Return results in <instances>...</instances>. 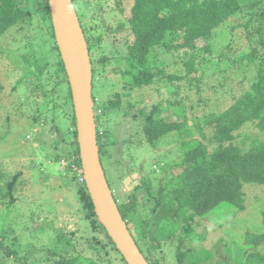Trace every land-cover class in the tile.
<instances>
[{"label":"trees","instance_id":"16d2710c","mask_svg":"<svg viewBox=\"0 0 264 264\" xmlns=\"http://www.w3.org/2000/svg\"><path fill=\"white\" fill-rule=\"evenodd\" d=\"M71 1L90 56L100 161L102 166L109 163L108 172L115 177V183L109 182L103 167L105 177L136 245L148 264H161L159 254L162 258L165 254L158 249L172 242L175 244L171 264H212L205 262L215 255V250L200 242L205 238L207 225L195 234L190 222L215 210L235 215L246 207L243 186H264V0H131L128 4L122 1V6L112 9V13L118 21L116 27L125 29L127 43L107 44L108 51L104 46L99 47L100 43L105 44V35L87 25V2ZM124 5H128V15L121 13ZM109 27L111 24L106 26ZM12 31L21 35L14 37L18 40L17 48L0 49L2 59L18 72L12 88L20 87L26 96H32L33 112L27 114L31 126L42 123L43 117L49 122L43 131L52 139L45 144L51 159L71 158L67 180L80 204L82 218L92 231L88 238L94 244L86 245L105 248L103 252H92L95 256H86L81 251L83 244L72 243L78 232L74 226L65 240L72 246L64 251H46L44 261L34 264H127L98 221L83 179L72 96L55 42L48 1L0 0V38ZM161 47L170 59L167 63L158 54L161 49L157 54L153 52ZM115 50L119 55H114ZM222 51V58L234 68L247 75L253 72L245 83L240 79L228 85L224 76L217 85L206 84L204 80L220 71L214 68L207 69L210 74L202 72V64L209 63L215 53ZM33 64H38L37 70H31ZM153 85L157 88L166 85L169 97L138 107L143 101L139 95ZM201 91L228 93L230 97L218 111L192 115L185 109L204 103ZM192 94H199V104L192 102ZM21 104L18 111L15 107L20 115L24 114ZM134 107L137 110L131 114L133 120L129 119L137 120L134 127L129 122L126 124L124 118L112 126L107 124L111 112L121 111L120 114L128 116L131 111H127ZM169 108L182 119L166 120L163 113ZM119 126L122 128L118 129ZM116 129L120 133L123 130L125 136L121 140L129 148L136 149L144 143L152 150L168 146L142 159L130 151L128 160L138 159L141 184H133L126 195L120 192L125 172L114 166L108 147ZM175 152L177 156L172 159ZM168 155L171 158L164 162ZM151 171L158 172L155 181L148 179ZM18 174L0 183V203L6 205L2 218L6 217L9 204L15 201ZM56 179V185H62ZM140 193L144 194L140 196ZM141 212L148 213L149 219L139 218ZM223 223L217 226L222 227ZM262 228L259 233L246 228L241 235L242 243L233 240L230 246L222 242L227 252L223 251V258L233 257L234 252L240 259L222 258L215 264H264V255L245 253L247 247L264 243L263 223ZM12 230L10 222L0 221V263L4 257L17 254L13 245L19 242L18 236H12L9 244L5 241Z\"/></svg>","mask_w":264,"mask_h":264},{"label":"rangeland","instance_id":"374dc122","mask_svg":"<svg viewBox=\"0 0 264 264\" xmlns=\"http://www.w3.org/2000/svg\"><path fill=\"white\" fill-rule=\"evenodd\" d=\"M87 2V14L85 20L87 25L91 28L94 27V32L102 33L105 35L103 43L99 44L101 48L104 46V50L108 51L109 46L107 44L113 43L117 45L126 44V31L116 27V17L112 9L120 8L122 1H126L127 4L131 0H85ZM122 14H129L128 5L123 6ZM121 15V14H120ZM104 20L105 22H102ZM111 24L112 27L106 28L107 25ZM107 29V30H106ZM120 30V31H119ZM111 34H107V32ZM21 37L19 31L10 32L4 37L0 38V49L9 50L17 48V41L14 37ZM128 37H130L128 35ZM23 45V44H21ZM9 48V49H8ZM160 50V53L158 52ZM163 47L154 49L153 52L160 54V58L165 63L169 62L170 59L163 52ZM183 54V52L180 50ZM119 51L115 50L114 55H119ZM0 54V183L3 184L4 180H8L13 174H18L19 177L16 182V189H14L13 195L15 201L7 207L6 217L2 218V210H5L6 205L0 203V221L4 220L6 223L12 224L13 230L5 238L7 244L11 243L12 236L17 235L19 242H15L17 254L15 257L3 258V262L0 264H34L37 261H44L47 252L55 249L64 251L66 247L72 246V243L77 241L79 244H83V252L86 256H95L92 252H103L105 248L100 246L97 249L87 247L86 244H94L89 241L88 236H92V231L89 228L87 222L82 218L80 213L82 210L80 204L76 199L72 185L68 183V163L71 158L64 159L61 161L52 160L45 144L50 143L52 139L44 134V128L49 125V122L45 121V117L42 118V123L39 122L35 125H30L29 116L33 112L30 108V99L32 96H26L23 89L17 87L13 90L12 86L15 84V80L18 77L15 76L16 70L7 65V62L2 59ZM166 55V56H165ZM184 56V55H183ZM223 56V51L215 53L209 63H203L201 71L209 72L207 69L213 70L216 68L220 73L211 75L206 80L208 85H217L219 80L225 76L226 84H233L235 81L244 79V83L251 77L250 74H245L240 68H234L231 63H228ZM10 57V56H9ZM112 65V64H111ZM230 67H227V66ZM38 64H33L31 70H37ZM110 67V66H108ZM225 68V69H224ZM224 71V72H221ZM109 68V72H110ZM18 73V72H16ZM210 74V72H209ZM113 76V73L109 74ZM116 78V75H114ZM218 88V86H216ZM226 87V86H225ZM156 85L151 86L148 90L143 91L139 97H142L143 101L137 104L138 107L148 105L155 100L166 99L169 97L170 91L166 85H158V91L155 90ZM221 90L220 88H218ZM219 90L217 92H219ZM201 91L199 94H192L191 100L193 103H198V96L204 101L199 104L197 108L185 109L192 113V115L207 114L209 111L219 110L226 103L230 96L226 94H217L214 91L204 93ZM183 93V92H182ZM22 97V98H21ZM172 97V96H171ZM21 98V99H20ZM216 98V99H215ZM39 101V100H38ZM22 103V104H21ZM19 104H21V112L24 114L20 115L17 112L19 110ZM164 102L162 103L164 107ZM17 111L15 112V107ZM122 111H126L122 108ZM137 107L129 109L128 116H123L120 112L116 114L111 112V116L107 120V124L112 126L119 121L123 122V118L126 124L134 127L137 124V120L130 121L132 112L136 111ZM184 110V108H183ZM19 114V115H18ZM8 117V118H7ZM127 117V118H126ZM163 117L166 120L182 119L180 114H175L172 108L164 111ZM129 122V123H128ZM191 127V125L189 126ZM122 128L119 126L118 129ZM193 137H197L196 132H192ZM254 134L253 132H251ZM125 134L118 132L117 129L114 132V137L108 144L111 149L110 159L113 161L114 166L124 173L122 176V188L121 194L126 195L127 192L132 188L133 184H141V180L138 177L137 164L138 159L135 162L129 161L130 151L135 155L139 156L140 159L149 157L159 153L160 150L167 149L168 146L162 148L151 149L146 143L139 147H128L121 139ZM134 135L132 138L137 137ZM133 142L132 139L129 140ZM67 149V144L62 143ZM64 149V148H63ZM177 156L176 152L172 159ZM171 156L168 155L163 161L166 162ZM162 161V162H163ZM56 162V163H55ZM104 169L107 173V178L112 185L115 183V177L111 172H108L109 163H104ZM149 167V165H148ZM157 171H151L150 178L154 181L158 178ZM55 178V179H54ZM62 185H56L57 179ZM114 187V186H113ZM154 187V186H153ZM116 188V187H115ZM243 190L246 191L244 210L237 212L235 215L229 212H220L215 210L211 215L204 216L202 218L196 217L190 222L195 234L202 232L203 225H207L205 238L200 240L202 244L207 246L209 249L215 250V255L205 263L215 264L223 257V251H225L224 244L231 246V242L238 240L242 243L241 235L246 232V228H250L251 231L259 233L263 231L262 223L264 225V186H257L256 184H245ZM144 193H140V196ZM149 212V210L147 211ZM148 213L141 212L139 218H146L148 220ZM222 227L217 226L220 222H223ZM76 227L78 232L72 243L69 241L66 243V236L69 234V229ZM256 228V229H254ZM96 234V233H94ZM88 238V239H87ZM218 238L220 240H218ZM93 240V238H91ZM168 243V242H167ZM174 242L169 244H162L158 251H162L165 254V258H161V264H171L173 262L171 251L174 249ZM89 249V250H88ZM185 248H182L184 250ZM78 252L79 249H77ZM1 251V248H0ZM155 252V251H154ZM160 252V253H162ZM219 252V253H217ZM76 254L77 252L71 251ZM81 253V252H80ZM225 253H227L225 251ZM246 255L251 253H258L264 255V243L255 244L245 249ZM232 256H226L225 260L234 258L236 261L240 257H236V254L232 252ZM235 261V263H236Z\"/></svg>","mask_w":264,"mask_h":264},{"label":"water","instance_id":"95a60500","mask_svg":"<svg viewBox=\"0 0 264 264\" xmlns=\"http://www.w3.org/2000/svg\"><path fill=\"white\" fill-rule=\"evenodd\" d=\"M54 38L70 86L83 179L98 221L127 264H148L128 229L99 157L87 41L71 0H47Z\"/></svg>","mask_w":264,"mask_h":264},{"label":"clouds","instance_id":"9594fccd","mask_svg":"<svg viewBox=\"0 0 264 264\" xmlns=\"http://www.w3.org/2000/svg\"><path fill=\"white\" fill-rule=\"evenodd\" d=\"M113 193V192H112Z\"/></svg>","mask_w":264,"mask_h":264}]
</instances>
